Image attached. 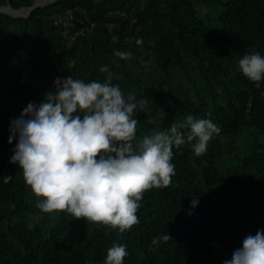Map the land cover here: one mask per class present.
<instances>
[{"label":"trees","instance_id":"obj_1","mask_svg":"<svg viewBox=\"0 0 264 264\" xmlns=\"http://www.w3.org/2000/svg\"><path fill=\"white\" fill-rule=\"evenodd\" d=\"M10 2L21 8L35 0ZM69 9L96 22L95 30L71 42L57 23ZM116 50L132 55L124 60ZM250 51L264 55V0H57L28 17L0 13V264H102L113 244L126 246L124 264L231 258L246 235L264 229V81L238 69ZM104 65L138 102L137 140L187 115L220 128L200 156L190 143L173 148L171 183L143 194L140 222L123 233L42 212L9 162L10 120L42 101L55 77L103 81ZM194 195L199 203L189 214ZM166 232L172 238L152 247Z\"/></svg>","mask_w":264,"mask_h":264},{"label":"clouds","instance_id":"obj_2","mask_svg":"<svg viewBox=\"0 0 264 264\" xmlns=\"http://www.w3.org/2000/svg\"><path fill=\"white\" fill-rule=\"evenodd\" d=\"M135 42L141 44L142 38ZM114 55L127 60L132 54L116 50ZM238 69L251 82L264 81V55L244 54ZM99 71L106 74L103 81L55 77L53 90L42 101L28 102L10 120L8 142H16L9 162L21 169L42 212L63 211L123 233L140 222L137 211L143 194L171 183L173 148L190 143L200 156L220 128L210 119L187 115L137 140L138 102L113 83L107 65ZM11 179L3 176L4 183ZM198 203L194 195L189 214ZM171 238L168 232L157 235L151 246ZM127 255L125 245L113 244L102 264H124ZM221 264H264V229L246 235Z\"/></svg>","mask_w":264,"mask_h":264},{"label":"built area","instance_id":"obj_3","mask_svg":"<svg viewBox=\"0 0 264 264\" xmlns=\"http://www.w3.org/2000/svg\"><path fill=\"white\" fill-rule=\"evenodd\" d=\"M57 23L64 27L65 34L71 42L78 36L93 32L96 28V22L80 17L75 9H69L65 13L58 15Z\"/></svg>","mask_w":264,"mask_h":264},{"label":"water","instance_id":"obj_4","mask_svg":"<svg viewBox=\"0 0 264 264\" xmlns=\"http://www.w3.org/2000/svg\"><path fill=\"white\" fill-rule=\"evenodd\" d=\"M57 0H36L32 6H24L21 8H14L8 0L7 5H0V13H7L16 17H28L32 12L40 7H45L51 3L56 2Z\"/></svg>","mask_w":264,"mask_h":264},{"label":"bare ground","instance_id":"obj_5","mask_svg":"<svg viewBox=\"0 0 264 264\" xmlns=\"http://www.w3.org/2000/svg\"><path fill=\"white\" fill-rule=\"evenodd\" d=\"M39 1V0H38Z\"/></svg>","mask_w":264,"mask_h":264},{"label":"rangeland","instance_id":"obj_6","mask_svg":"<svg viewBox=\"0 0 264 264\" xmlns=\"http://www.w3.org/2000/svg\"><path fill=\"white\" fill-rule=\"evenodd\" d=\"M36 1V0H35Z\"/></svg>","mask_w":264,"mask_h":264}]
</instances>
